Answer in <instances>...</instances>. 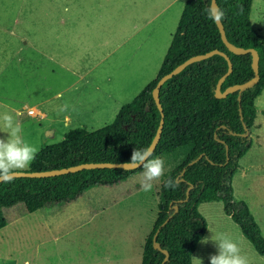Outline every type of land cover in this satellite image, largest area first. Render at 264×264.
<instances>
[{"label": "rangeland", "instance_id": "obj_1", "mask_svg": "<svg viewBox=\"0 0 264 264\" xmlns=\"http://www.w3.org/2000/svg\"><path fill=\"white\" fill-rule=\"evenodd\" d=\"M182 5L183 0H0V113L20 109L23 136L38 149L61 140L70 129L94 130L111 122L117 103L130 101L155 76ZM249 19L264 44V0H252ZM65 102L69 110L58 112L55 107ZM30 105L45 118L26 115L22 107ZM254 108L257 132L264 137V86ZM48 125L55 135L43 134ZM248 133L252 140L255 133ZM255 145L250 152L262 163L264 150ZM240 165L232 175L233 197L250 206L264 236V165L259 171ZM140 171L113 186L91 187L58 210L21 214V202L4 207L0 264H78L83 231L95 227L98 218L120 214L132 220L123 226L151 227L153 188L141 193L139 205L120 203L100 211L134 189ZM208 211L210 218L219 217L217 207ZM67 214L71 218L59 223L63 230L53 237L52 226ZM86 218L94 219L84 224Z\"/></svg>", "mask_w": 264, "mask_h": 264}, {"label": "trees", "instance_id": "obj_2", "mask_svg": "<svg viewBox=\"0 0 264 264\" xmlns=\"http://www.w3.org/2000/svg\"><path fill=\"white\" fill-rule=\"evenodd\" d=\"M183 1L155 77L120 106L110 123L89 131L70 129L61 140L41 147L28 170H49L83 162L129 161L134 148L148 146L159 123L152 87L160 76L189 56L217 49L229 57L231 71L221 82L220 91L253 75L250 53L229 51L216 24L204 14L210 0ZM215 2L226 13L222 22L226 39L234 46L256 49L259 79L242 90L239 99L237 90L215 97L216 82L226 72L227 62L214 53L187 64L160 85L163 125L152 154L164 159L165 176L154 184L157 210L142 243L139 264H160L164 253L152 245L155 232L160 248L168 253L163 264H191V253L206 226L197 206L211 200L222 202L224 213L238 225L255 251L264 255L260 228L246 203L233 198L231 185L238 161L251 145L250 134H245L243 125L248 131L252 127L256 116L254 98L264 86V44L250 23L252 0ZM261 113L264 115V110ZM138 171L139 168H83L53 176H20L9 183H0V228L5 224L4 207L21 202L31 212L55 204L66 205L91 187L116 185ZM169 176L177 187L163 186V179ZM173 204L177 205L174 212L170 208Z\"/></svg>", "mask_w": 264, "mask_h": 264}, {"label": "crops", "instance_id": "obj_3", "mask_svg": "<svg viewBox=\"0 0 264 264\" xmlns=\"http://www.w3.org/2000/svg\"><path fill=\"white\" fill-rule=\"evenodd\" d=\"M183 3H184V1H183ZM182 8H183V5H182ZM182 8H181V11H182ZM181 11H180V13H181ZM179 16H180V14H179ZM178 19H179V17H178ZM170 40H171V37H170ZM169 43H170V41H169ZM169 43H168V45H169ZM168 45H167V47H168ZM167 47H166V49H167ZM165 52H166V50H165ZM165 52H164V54H165ZM164 54H163V56H164ZM79 77H81V76L79 75ZM83 95L87 96V92H84ZM121 105L122 104L117 103L116 113H117V111ZM30 106H33V105H30ZM30 106H23L22 108L30 107ZM70 106H71V104H70ZM57 107L58 106H56L55 108H57ZM21 113L22 112L20 109H18V108L15 109V115H19ZM40 113H41L42 117L41 118L36 117V118H38V119L45 118V113L42 111H40ZM114 116H115V114H114ZM114 116H113V118H114ZM63 118H64L63 123L66 124L68 119H69V116L66 113H64ZM258 125L259 124L256 121H253V125L250 128V131L255 133V137L252 138L251 145L248 148V150L239 159L238 168L241 167V165H240L241 162L242 163L244 162V164L247 165L249 168L252 166L253 169H256L257 171H259L260 166L264 165V162L261 163L260 160L257 159V154H251V152H250L252 142H254V141L257 144V145H255V147H257L258 150H264V137L260 136L259 133L257 132ZM78 128H81V127H78ZM56 131L57 130L53 126L48 125L47 127H45L43 134L50 132V134L53 136V135H55ZM64 134H63V136H64ZM52 136H49V137H52ZM249 152H250V154H249ZM231 182H232V179H231ZM153 189H154V186H153ZM142 192H143V190L141 189L140 184L136 183L134 185V189H132L131 191L126 190L123 195L117 197L115 200L112 201V203L106 205L105 208L100 209V211L104 212L105 209L111 208V207L118 205L120 203H129L130 205H134L137 202L136 204L139 205L140 204L139 200L143 196V194L141 195ZM153 194H154V192L152 193V195ZM232 194H233V188H232ZM152 195L150 194V196H152ZM16 204L17 203H15L13 205H16ZM13 205H10L7 207H12ZM66 205H68V204H66ZM246 205L248 207V210L252 214L253 218L255 219V216L252 213V209L250 208V206L248 204H246ZM59 206L61 207L62 205L55 204V205L46 207L45 209L52 208V209L58 210L60 208ZM212 207H217L219 209L220 212L218 213V216H219L218 218H216L215 216H213L214 218H210L211 214H209L208 210H210ZM24 209L25 210H22V208H19V212H21V214L26 213V212H24V211H27L25 206H24ZM197 209H198L199 213L204 217V220L206 223L205 230H204L202 236L200 237V239L202 237H211L212 234L214 235L216 233H225L239 244V247L241 249V253L248 257L249 264H264V255H260L255 251L252 244L241 233L238 225L230 218V216H228L224 213L223 207H222V202L220 200H211V201L201 202L198 204ZM203 209L206 210L205 211L206 213L203 211ZM37 210H39V209H37ZM27 212H29V211H27ZM31 212H33V211H31ZM2 213H3V209H2ZM48 213L51 214L50 218H53L52 213H55V210L50 211ZM93 214H96V213H93ZM114 216H115V218H98L97 223H95V225H94L95 227H91L89 230H87V228H86V230L83 231V236H81L82 240L80 241V244H81L80 246L82 248L80 249V252H79L80 258H79L78 264H139L140 263L141 250H142L141 246H142V243L144 241V238L146 237V235L148 234V232L150 231L152 226L151 227L148 226L146 228H145V226L142 228H139L136 226L134 227V226H131L132 224L123 226L122 225L123 223L131 222L132 220L130 218H124L120 214H115ZM61 218H62L61 220H58L57 223L54 226H52V229L55 230L53 237L56 236L57 233H60L63 230V228H61L62 226H59V223H61V222L63 223L64 220H68L71 217H70V214H67V216H62ZM93 219L94 218H86V219H83L82 222L85 224L86 222H89L90 220H93ZM44 226H45V228H47L46 222H45ZM49 228H51V227H49ZM73 228H76V226H74ZM135 229H136V231H135ZM69 230L70 229H67L65 232H68ZM260 232H262V229L260 230ZM261 234H263V233H261ZM200 239L197 241L196 246L191 253V257H190L191 264H195V261H194L192 256L201 258L203 264H209V259H208L209 255L215 254L217 251L214 242L209 240V242L207 244L202 245L200 243Z\"/></svg>", "mask_w": 264, "mask_h": 264}, {"label": "clouds", "instance_id": "obj_4", "mask_svg": "<svg viewBox=\"0 0 264 264\" xmlns=\"http://www.w3.org/2000/svg\"><path fill=\"white\" fill-rule=\"evenodd\" d=\"M203 12L213 23H222L226 16L225 11L215 3H209ZM61 96L62 94H57L58 98ZM69 107L65 102L57 107V111L66 112ZM0 133L3 134L0 135V183H9L18 171L31 166L39 149L24 138L23 124L13 113H0ZM124 164L141 169L138 182L143 191H151L154 183L165 176V161L160 156H153L150 146L134 148L130 160ZM162 182L165 188L178 186L170 176ZM209 240L214 242L217 249L215 254L209 255V264H249V259L241 253L239 244L227 234L216 233L211 237H202L200 243L207 244ZM192 257L195 264H203L201 258Z\"/></svg>", "mask_w": 264, "mask_h": 264}, {"label": "water", "instance_id": "obj_5", "mask_svg": "<svg viewBox=\"0 0 264 264\" xmlns=\"http://www.w3.org/2000/svg\"><path fill=\"white\" fill-rule=\"evenodd\" d=\"M210 3H215V0H210ZM219 34H220V38L222 40V42L225 44V46L227 47V49L233 53L236 54H242V53H250L251 56V67H252V71H253V75L247 79L246 81L242 82V83H237V84H233L230 86H227L223 91H220V84L223 81V79L225 78V76L231 71V61L229 59V57L222 51L217 50V49H212L209 50L207 52L204 53H198V54H194L192 56H189L188 58H186L185 60H183L182 62H180L179 64H177L175 67H173L170 71H168L167 73L163 74L162 76H160L158 78V80L156 81L155 85L152 87L151 90V95L152 98L156 104V107L160 113V119H159V123L158 126L156 128V131L151 139V141L149 142L148 146H150V148L154 149L160 134H161V130H162V125H163V111H162V107L159 101V96H158V92H159V87L160 85L169 77H171L172 75L178 73L182 68H184L187 64L193 62V61H197L203 58H206L214 53L220 54L222 55L227 62V70L224 74H222L219 79L216 82L215 88H214V95L215 97H224L227 93L232 92L234 90H237L238 92V99L240 97V92L248 87H251L252 85H254L258 79H259V74H258V53L256 51V49L252 48V47H240V46H234L233 44H231L225 37V33H224V29H223V25L222 23H215ZM245 128V134H248V130L246 129L245 125H243ZM226 149V146H225ZM194 161V160H193ZM127 161L124 162H110V161H102V162H83V163H79V164H75V165H71V166H67V167H61V168H55V169H49V170H20L18 171L17 175L15 177H20V176H28V177H41V176H53V175H58V174H63V173H68V172H73V171H77L83 168H113V167H121L124 169H133L135 167L131 166V165H127L124 164ZM183 172V171H182ZM191 188V185H189L185 191V198L184 200L187 198L188 195V190ZM183 201V199L181 200ZM170 208L173 209V212L177 210V205L173 204L172 206H170ZM170 217V214L167 216V218L164 220V222ZM163 222V223H164ZM156 236V232L153 234L152 236V245L154 248L161 250L164 253V256L160 262V264H163L164 261L167 259V251L165 249H161L158 242L155 239Z\"/></svg>", "mask_w": 264, "mask_h": 264}, {"label": "built area", "instance_id": "obj_6", "mask_svg": "<svg viewBox=\"0 0 264 264\" xmlns=\"http://www.w3.org/2000/svg\"><path fill=\"white\" fill-rule=\"evenodd\" d=\"M25 110V113L29 116H32V117H38V118H41L42 115L40 113V111H38L37 109H35L34 107H25L24 108Z\"/></svg>", "mask_w": 264, "mask_h": 264}]
</instances>
